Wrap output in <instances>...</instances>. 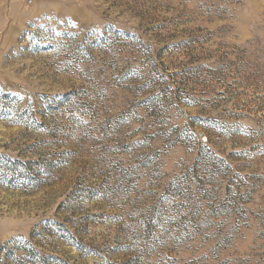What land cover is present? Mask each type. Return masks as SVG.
I'll list each match as a JSON object with an SVG mask.
<instances>
[{
  "label": "rangeland",
  "instance_id": "rangeland-1",
  "mask_svg": "<svg viewBox=\"0 0 264 264\" xmlns=\"http://www.w3.org/2000/svg\"><path fill=\"white\" fill-rule=\"evenodd\" d=\"M0 264H264V0H0Z\"/></svg>",
  "mask_w": 264,
  "mask_h": 264
}]
</instances>
